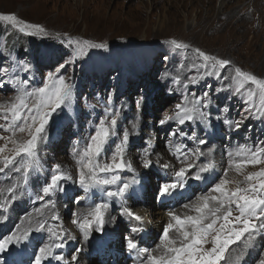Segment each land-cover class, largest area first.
<instances>
[{
    "label": "rangeland",
    "instance_id": "rangeland-1",
    "mask_svg": "<svg viewBox=\"0 0 264 264\" xmlns=\"http://www.w3.org/2000/svg\"><path fill=\"white\" fill-rule=\"evenodd\" d=\"M169 10L171 9L162 0H0V13H14L24 21L43 26L48 33L46 36L43 34L29 36L13 29L7 22L0 21V69L9 68L7 76L0 71V80L4 82V86L0 87V104L10 102L17 94L20 85L14 84L13 81L17 79L27 81V84L23 86L30 91L32 88L43 85L48 72H56L60 64L70 60L73 49L68 44L69 39L90 40L94 43L108 45L107 49H87L86 55L81 59L76 60L75 63L66 64L59 70V74L64 75L74 85L71 110H58L53 115L47 128L48 140L39 145L38 154L43 166L42 170L39 173H32L28 186L22 187V191L17 193L19 196L17 202L10 206L7 213L3 214L7 219L0 222V238L11 231L15 215L21 219L18 223L20 227L21 225L22 228L27 227L28 215L32 213L34 215V210L42 205V202L37 201L35 197L40 186L46 182L53 165L60 164L62 169L75 179L78 164L72 155L73 147L77 142L80 147H83L89 135L94 131L96 123L105 116L109 95L112 96L111 106L113 108L123 106L122 116L118 122V134L122 133L125 128L130 130L137 115L140 117V131L132 135L127 152L130 158L137 163L139 175L126 170L119 174L126 180H131L135 176L139 183L133 185L129 192L135 190L137 194L139 193L137 197L147 199L150 205H155L162 211L160 222L153 218L155 222V227L152 226L155 230H153V241L141 247L155 248L167 224L166 218H169L170 209L164 207L162 199L158 196V188L163 182L174 179L175 171L181 167L176 158L169 154L167 147L169 140L186 145L188 150L200 147L206 155L196 161L197 165L207 163L209 160L215 164V171L203 173L202 181L193 179L197 170L193 169L186 178L185 188L189 185L197 187L200 183H208L209 188L228 167L230 152H235L243 145L251 147L264 142V116L259 113L249 115L246 111L249 104L244 103L243 97L233 93L229 80L223 79V76L228 75L227 71L222 72L219 79L215 76H205L199 80V83L190 84L187 90L184 89L183 84L177 85L172 79L179 75L182 81H186L188 77L198 76L197 68L192 67L191 48L194 45L206 53L228 59L234 66L264 78V49L223 51L198 46L200 41L204 42V35L198 33L202 24L197 27L194 19L196 11H193L180 23L181 30L191 27L195 34H198L186 40L183 39L184 43L191 46L190 49L177 50L168 43L174 38L182 41L176 27L172 26L171 31H167L166 35H154L157 34ZM144 20L149 24L142 25L139 29L135 27L139 21L144 22ZM170 21L174 23L173 19ZM206 24L209 25L208 22ZM225 27L224 22L217 25V28L223 32L227 29ZM25 65H28V71L24 70ZM203 72L204 69H199L200 74ZM217 89L222 90L217 91ZM204 92H208V107L204 109L209 113L207 124L199 120L184 126H178L175 123L163 126L159 124V120L165 115L173 114L175 105L181 102L183 95L195 93L196 96H202ZM137 101L141 102L140 109L136 107ZM225 119L231 122L243 121V123L240 129L236 130L234 124L232 127L225 124L223 122ZM177 127H181V130L189 136L194 132L199 139H206L208 143L198 145L197 142L186 137H170L169 132ZM2 134L8 135L7 133ZM17 138H26V135L18 134ZM118 142L116 137L112 138L107 146L108 150L102 156V162L111 157L115 143ZM3 143L4 141H0V145ZM208 148L214 149L211 155H207ZM153 149L162 150L163 161L157 163L154 160ZM145 150L152 153L151 159L154 162L149 169L142 167V156ZM164 164L169 165L166 169L167 174L155 179L158 172L164 170ZM258 167L250 166L246 172L257 171ZM169 173L170 177H168ZM17 179H19V174L15 172L6 170V173H0V188L8 187ZM228 179L242 180L243 177L229 170ZM65 187L67 189L65 193H58L54 197L55 209H44L48 224L57 229L62 221H66L64 227L69 229L71 221L76 218L73 216L74 213H80L82 216L95 203L106 201L110 205L106 214L108 215L107 212H109L108 216L111 215L117 220L123 219L121 223L123 228L114 230L104 227L102 232L92 233L89 239L93 243L98 242L99 240L96 239L107 232L109 236L115 237L120 242V249L116 250L120 254L119 257L123 259L124 254L127 253L123 249L124 245L127 246L126 238L137 239L132 231L136 228L135 225L127 221L123 214V207L127 206L130 209L133 207L126 201V204L121 201L112 202L115 198L109 199L100 189H93L86 199L76 203L75 197L85 196L84 191L71 181L67 182ZM108 190H115V186H109ZM194 200L195 197L191 201ZM142 204H145L144 201ZM180 208V206L176 207L173 211L176 212ZM53 211L59 215V221L51 220ZM182 213L184 212L179 211V214ZM147 215L148 212L145 209L146 218ZM147 224L148 222L145 221L143 228ZM107 234L105 237L109 239ZM32 235L30 238L34 244L29 242V245L33 248L36 244L34 241L39 240V244H36L39 247L46 240L44 233H33ZM102 246V244L97 245L101 248ZM110 248L103 247L105 254L102 253V255L101 251L96 250L94 257L92 256L94 248H91L88 251V258L91 256V259H97L95 264H117L114 253L109 252ZM12 249L13 251L11 250L9 254L0 253V260L5 264H27L22 261L25 255L30 256L28 254L31 248L13 245ZM76 249H78V244L71 250H57L56 253L62 254L67 260H70L74 254H78L81 261H85V256L77 253ZM232 250L236 251L237 246H232ZM250 252L256 254L254 260ZM154 254L158 255L159 252ZM3 256H9L11 262L5 260ZM262 256H264V234L257 237L254 246L246 253L244 264H258ZM121 259L119 258V262L122 261ZM33 260V256L29 258V264H33ZM127 262L133 264L131 255L127 258ZM141 262L136 264H141Z\"/></svg>",
    "mask_w": 264,
    "mask_h": 264
},
{
    "label": "snow or ice",
    "instance_id": "snow-or-ice-1",
    "mask_svg": "<svg viewBox=\"0 0 264 264\" xmlns=\"http://www.w3.org/2000/svg\"><path fill=\"white\" fill-rule=\"evenodd\" d=\"M0 21L7 22L13 29L25 35H48L46 29L34 23H29L16 16L14 13H0ZM177 50H188L191 46L178 40L168 41ZM68 44L72 47L71 59L65 61L57 68L56 72H48L40 87L27 90L23 85L27 81L15 80L14 84L20 85L17 94L10 101L0 104V173L15 172L19 179L15 180L6 188H0V222L7 219L4 213L9 211L11 205L17 202L18 192L22 187L29 184V178L33 172L39 173L42 164L38 154L39 145L48 140L47 128L52 117L64 109L71 110L74 100V85L59 70L66 64L75 63L86 55L87 49H107L106 43H94L90 40H72ZM193 55L192 67L197 68L198 76L188 77L182 81L179 75L172 77L177 85L183 84L185 90L189 85L199 83L205 76L221 78L224 71L228 72L223 76L224 80L230 81V88L234 94L244 98V103L249 104L246 111L249 115L257 113L264 116V78L234 66L232 61L206 53L199 48H191ZM167 59V57H165ZM204 69L202 74L199 69ZM28 71V65L24 66ZM3 75L9 74V68L0 69ZM167 77L168 74L166 73ZM4 82L0 80V87ZM210 87V86H209ZM222 89H217L221 91ZM257 101L259 103H257ZM112 96L108 97V106L105 108V116L100 118L89 135L83 147L77 142L72 155L78 164L75 179L66 173L60 164H55L50 170L46 182L40 186L35 199L42 202L40 208L34 210V215L27 217V227L21 228L11 234L0 238V253L9 251L12 245H19L25 242L33 233H47L50 237L48 243L38 247L34 254L33 264H51V261L63 262L64 256L57 254L56 249L66 246L67 240H74L75 237L68 235L63 228L59 230L49 226L45 218L44 209H55L54 197L58 193L67 191L65 185L71 181L81 188L85 196L75 197V202L87 198L88 193L93 189H100L109 198L125 201L133 185L139 181L133 176L131 180L123 179L120 172L125 170L135 172L130 160L126 159L128 146L133 134L140 131V117L137 115L132 122L131 129H123L117 133L118 122L122 116L123 106L113 108ZM137 109H140L141 102L137 101ZM208 107V92L202 96L185 94L181 102L175 105V111L171 115H165L159 120L161 126L175 123L184 126L199 120L207 124L209 113L204 109ZM254 110V111H253ZM247 118V117H246ZM230 127L239 130L243 121H223ZM18 134H25L26 138H17ZM170 137H186L198 145H206V139H199L193 132L188 135L181 130V127L169 132ZM113 137L119 141L115 143L112 155L108 160L102 162V156L108 150L109 142ZM11 145V147H9ZM169 153L180 163L174 173V179L163 182L158 188L160 198L171 197L178 189H183L186 178L193 169H197L193 179H203V173L215 171V164L211 160L207 163L197 165L201 157L206 153L200 147L188 150L182 145L169 140L167 143ZM213 148H208L207 155H211ZM152 153L145 150L142 156V166L149 169L154 162L151 159ZM158 163V161H157ZM258 167L257 171L246 172L248 167ZM168 164L163 168L167 169ZM229 170L235 171L242 180L228 179ZM114 185L115 190H108L107 186ZM232 185H235L234 187ZM107 202L95 203L85 214L78 216L73 214V224L80 229L85 240H88L92 232H102L105 222V213L109 208ZM189 213L179 215L175 211H169V222L164 226L159 236V243L155 248L139 247L138 243L128 237L126 244L129 251L136 250L138 257H143L141 264H244L246 253L254 246L258 236L264 234V142L254 146L243 145L235 152L229 153L228 167L223 174L215 180L208 190L182 206ZM123 214L138 222H143V217L132 212L130 208L123 207ZM52 221H59L60 217L53 211ZM133 232L140 231L133 228ZM175 233V236L172 234ZM237 246L233 251L232 246ZM77 252L81 249H76ZM159 252L158 255L154 254ZM77 257L72 256L75 261ZM0 264H5L0 260ZM258 264H264V256L258 260Z\"/></svg>",
    "mask_w": 264,
    "mask_h": 264
},
{
    "label": "bare ground",
    "instance_id": "bare-ground-1",
    "mask_svg": "<svg viewBox=\"0 0 264 264\" xmlns=\"http://www.w3.org/2000/svg\"><path fill=\"white\" fill-rule=\"evenodd\" d=\"M162 1H163V3L165 2V4H167V6L171 10H169L168 14L165 17L166 19L164 20V22H162L159 30L156 32L157 34H154V35H157V36L166 35L167 31H171L172 26H174L177 28L176 31H177V33L180 34L182 42H184L186 39H188L189 37H191L193 35H197L198 33H202L204 35V42L200 41L198 43L199 44L198 46H202V47L205 46L209 49H220L223 51L241 50V49H262V50L264 49V0H168V1L162 0ZM193 11H196V16L194 19L196 21L197 27L202 24V26L199 29V32L196 34H195L194 30L191 29V27H188L186 29H184L182 27L183 29L181 30V25H180V23H182V20L187 18L189 16V14ZM182 13H185L186 15L183 16ZM170 19L174 20L173 24L170 21ZM145 22H146V24H145ZM207 22L209 23V25L206 24ZM222 22H224V24H226V27H227V29L224 32H223V30H219L217 28V25L219 23H222ZM148 24L149 23H147V21H145V20H144V22L139 21L137 23V26H135V27H138V29H139L140 26L148 25ZM183 39H185V40H183ZM171 40H173V39H171ZM175 40H177V39H175ZM196 47H197V45L193 46V48H196ZM153 153L155 154L154 160H156V161H163L164 160V155H163L161 149H159V150L153 149ZM127 158H128V160L131 161L133 168L136 169L135 170L136 172H131V171H128V172H130L132 174L137 173L139 175V173H138L139 169L137 168V163L130 158L129 154H127L126 159ZM165 163H167V162H165ZM218 163H220V162H218ZM169 164H174V163L170 162ZM165 174H167V170L162 169L158 172L155 179H157L160 175L164 176ZM170 176H171V174L169 173L168 177H170ZM200 181H202V180H200ZM208 186H209L208 183L207 184H201L200 183V185L197 187H195L193 185H189L186 188L184 187L183 189H178L173 194V196L161 198L162 203L164 204V207L165 206L168 207L170 209V211H173L174 208L180 206L181 208L178 209L176 211V213L179 214V211L184 212V213L179 214V215L193 214V213H189L188 210L184 209L182 206L186 203H189L194 197L196 199V197L205 193L208 190ZM138 195H139V193L137 194V192L135 190H132V192H129L125 201L133 207V208H131L132 212L143 217V222L141 223V222L135 221L134 219L130 218L127 215H124V217H126L127 221H129L131 224H134L136 228L140 229V231L133 232V233H135L134 235L137 237V239H135V241L138 243V246L141 247V246H144L145 244H148L149 241L150 242L153 241L152 237H154V231H155L154 229H152V226L155 227V222H153V218L157 219L158 222H160L161 221L160 216L162 215V211L160 210L161 208H158L155 205L154 206L150 205V201H147V199L145 200L141 196L137 197ZM138 198H140V199L138 200ZM105 199H107V198H105ZM125 201H123L124 204H126ZM143 201L145 203L144 205L142 204ZM112 202H119V200L115 199ZM146 204H147V206H146ZM145 209H147V212H148L147 218L145 217ZM107 213H108V215L110 214L109 212H107ZM77 215L81 216L80 213H78ZM108 215L105 213V222H104L103 229H104V227L105 228L107 227L109 229L111 228L114 230H122L123 225L121 223H122L123 219L117 220L115 217H113L111 215L108 216ZM17 217H19V216L15 215V217H14L15 220H13L14 221L13 227H12L11 231L9 233H7L5 236H7V235L11 234V232L17 230V225H19L18 223L21 220V219H19L20 217L19 218H17ZM169 220H170V217L169 218L167 217L166 218L167 223L169 222ZM145 221H147L148 224L146 227L143 228V223ZM65 224H66V221H62L59 224V226H57L58 228L57 227L56 228L59 230V228L62 227L63 230L68 235L74 236L75 239L74 240H67L66 246L64 248L56 249L55 251H57V250L65 251L66 249L71 250L73 247L75 248V246H77V244H78V248L81 249V251H79L77 253H80L81 256L84 255L86 260L81 261V258L78 257V254H74L77 257V259L75 261H73L71 258L70 260L64 259L63 262H57V261L53 260V261H51V263H54V264H95L97 262V259L93 260V259H91V256H90V258H88V254H89L88 251L91 248H94L92 251L93 257H94V253L96 250L101 251L100 254L102 255V253H104L102 250L103 247L104 248L106 247L107 249H108V247H111L109 249V252L114 253L115 259L117 260V262H116L117 264H128L127 258H129L130 255L133 259V264H136L137 262H140L144 259L143 257H138L136 250L129 251L126 245H124L125 247L123 249L127 253H125L123 259H121V257H119L120 254L116 250L117 248L120 249V246H121L120 242L118 240H116L115 237L109 236V234H107V232L105 234H107L110 237L109 239H107L105 237V234H104L102 237L96 239L99 241L101 240L100 243H99V241L93 243L90 241V239H88V240L84 239L83 234L81 233L80 229L78 228V226L76 224H73V222L70 223V225H69L70 227H68L69 229H66V227H64ZM22 227L23 226L21 225V228ZM148 230H150V231H148ZM92 233L97 234V232H95V231H93ZM146 233H149V235H146ZM44 235L46 236V238H45L46 240L43 242V244L48 243L50 240V237L46 232L44 233ZM172 235L175 236V233H173ZM30 237L27 241L19 244V246H27V247L29 246V248H31V252H30V254H28L30 256L25 255L24 261H22L24 263L26 262L27 264H29V258H31L32 256L34 257L35 252L38 250V247L36 244H39V240H37V241H34L36 243L34 248H33V246H30L29 242L33 243L32 242L33 240ZM106 243L107 244L109 243L108 245H111V246H108ZM94 244H95V246H94ZM101 244L103 245L102 248L97 247V245H101ZM42 245H40V246H42ZM122 246H123V244H122ZM12 248H13V245L10 247L9 251L5 252V254L6 253L9 254L11 252V250L13 251ZM250 255H251V258L253 257L252 258L253 260L256 258V254H254V253L251 254V252H250ZM3 257H5V260L9 261V256H3ZM119 258L122 261L119 262ZM9 262H11V261H9ZM45 264H48V262H45Z\"/></svg>",
    "mask_w": 264,
    "mask_h": 264
}]
</instances>
